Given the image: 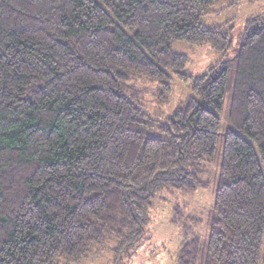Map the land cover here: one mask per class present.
I'll use <instances>...</instances> for the list:
<instances>
[{
  "label": "trees",
  "instance_id": "trees-1",
  "mask_svg": "<svg viewBox=\"0 0 264 264\" xmlns=\"http://www.w3.org/2000/svg\"><path fill=\"white\" fill-rule=\"evenodd\" d=\"M220 0H0V264H81L116 242L127 256L163 192L207 190L231 65L184 73L173 43L231 47L206 18ZM233 6L241 0H231ZM214 218L178 264H264V15L235 56ZM190 90L150 114L133 79Z\"/></svg>",
  "mask_w": 264,
  "mask_h": 264
},
{
  "label": "rangeland",
  "instance_id": "rangeland-1",
  "mask_svg": "<svg viewBox=\"0 0 264 264\" xmlns=\"http://www.w3.org/2000/svg\"><path fill=\"white\" fill-rule=\"evenodd\" d=\"M262 15L264 0H241L235 6L231 0H220L209 11L206 26L223 27L229 31L232 47L227 53L220 54L208 46H192L183 42H175L172 45L175 52L189 58L185 74L193 76L203 74L211 65L221 61L230 63L232 68L216 160L212 165L204 167V174L201 176L202 181L209 184V188L192 194L174 191L159 194L153 200L150 214L152 222L148 233L133 251L127 256L119 257L114 252L117 243L107 242L100 247H93L88 258L81 264H178L181 250L187 243L194 239L207 242L214 218L213 209L222 162L223 138L228 130L226 114L229 113L235 56L241 46L248 19ZM132 85L142 93L144 107L153 116L159 113L169 115L190 94L186 85L175 79L172 102L161 108L158 105L160 101L158 83L135 78Z\"/></svg>",
  "mask_w": 264,
  "mask_h": 264
}]
</instances>
